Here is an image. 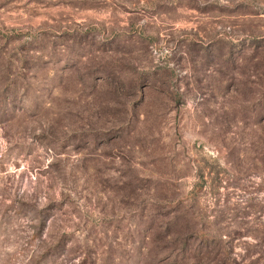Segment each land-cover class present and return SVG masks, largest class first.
<instances>
[{"label": "rangeland", "instance_id": "obj_1", "mask_svg": "<svg viewBox=\"0 0 264 264\" xmlns=\"http://www.w3.org/2000/svg\"><path fill=\"white\" fill-rule=\"evenodd\" d=\"M0 264H264V0H0Z\"/></svg>", "mask_w": 264, "mask_h": 264}, {"label": "trees", "instance_id": "obj_2", "mask_svg": "<svg viewBox=\"0 0 264 264\" xmlns=\"http://www.w3.org/2000/svg\"><path fill=\"white\" fill-rule=\"evenodd\" d=\"M200 188H201V185H200L199 187H196L195 189H193V190L188 194V196L193 198L195 195H197V193L199 192Z\"/></svg>", "mask_w": 264, "mask_h": 264}]
</instances>
